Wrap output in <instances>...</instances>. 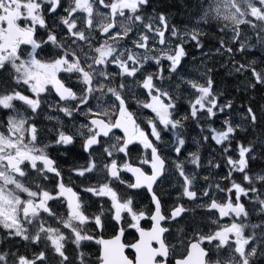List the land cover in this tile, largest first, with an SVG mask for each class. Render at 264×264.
<instances>
[{"label": "snow or ice", "instance_id": "snow-or-ice-1", "mask_svg": "<svg viewBox=\"0 0 264 264\" xmlns=\"http://www.w3.org/2000/svg\"><path fill=\"white\" fill-rule=\"evenodd\" d=\"M185 8L176 23L152 0H20L26 35L0 38V264H139L125 223L160 228L152 264H264V104L249 97L264 93V0ZM189 45L208 58L195 76ZM77 141L83 163L62 167L52 153Z\"/></svg>", "mask_w": 264, "mask_h": 264}, {"label": "rangeland", "instance_id": "rangeland-1", "mask_svg": "<svg viewBox=\"0 0 264 264\" xmlns=\"http://www.w3.org/2000/svg\"><path fill=\"white\" fill-rule=\"evenodd\" d=\"M157 1H159V0H152V2L154 4H156L158 7H166V5L164 3L163 4H157L156 3ZM161 1L168 2L170 4H172L174 2V6H176V7H179V5H180V4L178 5L177 1H175V0H161ZM184 1H188V0H184ZM12 13H13V11L11 9L6 8V10H5L4 14H3V18L4 19H7L9 21V26H8V30H7V35L6 36L4 35V33L2 31H0V38H3L6 44L9 41V38H10V32H9V30L10 29L17 30V28H14L15 25H13L14 17L12 15ZM40 31H42V30H40ZM18 38H21V37H13L12 38V42L15 43V41ZM193 56H195L197 58L195 61L193 60ZM207 59H208L207 57H202L201 56V53L194 54V55H190V56H188L186 58V61L187 62L185 63V70L186 71H191L192 74L195 76L196 75V71L195 70L200 66V62L202 60H207ZM211 61H212V65L215 67L216 64H217V62H218L217 58L213 57ZM221 75H224L223 71H219L218 74L216 75L217 84L220 87H226V88L229 87L230 89H232L234 87V85H233L231 79L228 78V77L227 78L226 77H223ZM214 79H215V76H214ZM225 81H227L226 86L223 85V82H225ZM236 98L239 101V95H237ZM263 103H264V101L259 100V99L256 101V106H257V110L258 111H259L258 106L261 105V104H263ZM145 111L148 112L149 115H154V114L150 113V111H148V110H145ZM216 126L219 127V123L218 122H217V125ZM195 134H197V133H193V135H195ZM165 138L167 139V137H165ZM76 143H79V141H77ZM70 146H72V145H70ZM216 147H217V151L215 153V156H216L217 159H219L220 158L219 151H218V147L219 146H216ZM204 151L205 152L208 151V146L207 145H205ZM165 187H167V183L165 184ZM159 190L161 191L162 195L165 196L166 199L169 198L168 197V193L165 192L164 187L160 188ZM130 191H133V190H130ZM134 191H136V190H134ZM171 191H172L173 195H175V191L176 190L175 189H171ZM147 202H148L147 200H144V203L145 204H147ZM105 212L106 213L108 212L107 211V208H106V211ZM141 226L144 227V228H147V227L150 226V222L147 221V220H143V221H141Z\"/></svg>", "mask_w": 264, "mask_h": 264}, {"label": "flooded vegetation", "instance_id": "flooded-vegetation-1", "mask_svg": "<svg viewBox=\"0 0 264 264\" xmlns=\"http://www.w3.org/2000/svg\"><path fill=\"white\" fill-rule=\"evenodd\" d=\"M6 8H9L13 11L12 15H13L14 21H15L16 18L20 15V0H11L10 3L6 4L5 9ZM14 21H13V25H15ZM25 35H26L25 33L20 34L19 32H14V31H12V29H10V38H9L10 41H9V43H13L12 42L13 37H23ZM81 152H82V149H81L80 143H75L72 146H68L67 151H65V148L63 146H61L60 151L59 152H53L52 155L56 156L59 159L62 167H67L69 164L73 163L74 161H79V162L83 163V161L80 160V155H79ZM125 175L130 176L129 174H125ZM158 191H159V189H158ZM20 251L23 253L26 251V249L24 247H21ZM84 251L86 253H88V252L95 253L96 252V246H95L94 242L91 243V248H85ZM131 253H129L130 256L133 254V253L132 254Z\"/></svg>", "mask_w": 264, "mask_h": 264}, {"label": "trees", "instance_id": "trees-1", "mask_svg": "<svg viewBox=\"0 0 264 264\" xmlns=\"http://www.w3.org/2000/svg\"><path fill=\"white\" fill-rule=\"evenodd\" d=\"M175 1H177V3H178V5H179V7H176V6H174V2L172 3V4H170V3H168V2H164V1H161V0H159V1H157L156 3L157 4H165L166 5V10L168 11V12H170V11H173L174 13H175V15H174V21L176 22V23H179L181 20H184V21H186L187 19H188V16L186 15V8H185V5H189V6H191V5H194L195 4V2H196V0H188V1H184V0H175ZM211 39L213 40V42L215 43V39H216V37H214V35L210 32L209 33V36L205 39V44H209L210 43V41H211ZM193 52L194 51H196V48L194 47V46H191V45H189L188 46ZM221 76H223V77H226L225 75H221ZM227 78V77H226ZM223 79V78H222ZM226 83H227V81H225V82H223V85L224 86H226ZM233 89V88H232ZM232 89H230L229 87L227 88V90L229 91V93L231 94V92H232ZM239 95V94H238ZM251 95H255V101H253L252 102V104H253V107H256L257 108V106H256V101L259 99V100H262V101H264V93H261V92H259V91H257L256 93H249V97L251 96ZM242 97L239 95V100L241 99ZM248 101H247V99H245V103H247ZM264 104V103H263Z\"/></svg>", "mask_w": 264, "mask_h": 264}, {"label": "water", "instance_id": "water-1", "mask_svg": "<svg viewBox=\"0 0 264 264\" xmlns=\"http://www.w3.org/2000/svg\"><path fill=\"white\" fill-rule=\"evenodd\" d=\"M156 220H159L158 216L156 217ZM152 234H153L152 236L153 238H161L162 232L160 231V228L156 226L153 228ZM148 242L149 240L145 241V243H148ZM193 264H195V261H193Z\"/></svg>", "mask_w": 264, "mask_h": 264}, {"label": "bare ground", "instance_id": "bare-ground-1", "mask_svg": "<svg viewBox=\"0 0 264 264\" xmlns=\"http://www.w3.org/2000/svg\"><path fill=\"white\" fill-rule=\"evenodd\" d=\"M143 248H144V257H147L148 255H149V257H151L152 256V254L149 252V253H146L145 252V245H143Z\"/></svg>", "mask_w": 264, "mask_h": 264}]
</instances>
